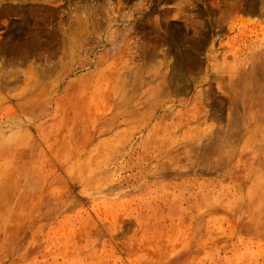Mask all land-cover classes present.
<instances>
[{"label":"rangeland","instance_id":"obj_1","mask_svg":"<svg viewBox=\"0 0 264 264\" xmlns=\"http://www.w3.org/2000/svg\"><path fill=\"white\" fill-rule=\"evenodd\" d=\"M0 264H264V0H0Z\"/></svg>","mask_w":264,"mask_h":264},{"label":"bare ground","instance_id":"obj_2","mask_svg":"<svg viewBox=\"0 0 264 264\" xmlns=\"http://www.w3.org/2000/svg\"><path fill=\"white\" fill-rule=\"evenodd\" d=\"M250 9V8H249ZM258 92V91H257ZM253 100V99H252ZM249 101V100H248Z\"/></svg>","mask_w":264,"mask_h":264}]
</instances>
